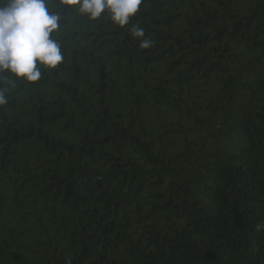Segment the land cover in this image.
I'll use <instances>...</instances> for the list:
<instances>
[{
  "label": "trees",
  "instance_id": "16d2710c",
  "mask_svg": "<svg viewBox=\"0 0 264 264\" xmlns=\"http://www.w3.org/2000/svg\"><path fill=\"white\" fill-rule=\"evenodd\" d=\"M53 37L63 63L0 106V264H264V0Z\"/></svg>",
  "mask_w": 264,
  "mask_h": 264
},
{
  "label": "clouds",
  "instance_id": "9594fccd",
  "mask_svg": "<svg viewBox=\"0 0 264 264\" xmlns=\"http://www.w3.org/2000/svg\"><path fill=\"white\" fill-rule=\"evenodd\" d=\"M143 0H5L0 5V106L8 103L6 93L17 81L38 83L42 69L55 70L64 61L61 43L53 37L60 28L64 12L74 10L89 20L103 15L116 26L125 27L140 11ZM66 6H71L70 8ZM63 10V11H61ZM129 35L139 39V49H148L154 41L144 29L131 24ZM264 230V220L255 225ZM65 264H72L71 257Z\"/></svg>",
  "mask_w": 264,
  "mask_h": 264
}]
</instances>
